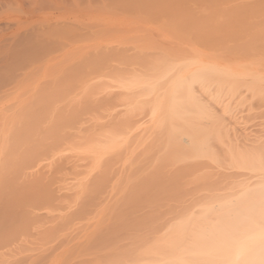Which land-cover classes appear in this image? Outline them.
Listing matches in <instances>:
<instances>
[{"label":"bare ground","instance_id":"obj_1","mask_svg":"<svg viewBox=\"0 0 264 264\" xmlns=\"http://www.w3.org/2000/svg\"><path fill=\"white\" fill-rule=\"evenodd\" d=\"M43 1L0 140L50 264H264V0Z\"/></svg>","mask_w":264,"mask_h":264},{"label":"rangeland","instance_id":"obj_2","mask_svg":"<svg viewBox=\"0 0 264 264\" xmlns=\"http://www.w3.org/2000/svg\"><path fill=\"white\" fill-rule=\"evenodd\" d=\"M39 1L1 0L0 64L6 58L8 49L28 32L31 24L37 23L45 17L50 18L52 14L56 13L55 9L53 12L51 11V7H49L51 5L48 2L41 0L42 3H40ZM45 2L46 5L49 4L46 6L47 8L44 7ZM22 72V69L17 70L18 75H21ZM10 90L11 84L8 82L2 85L1 92L4 94L9 93ZM7 142L0 140V145L3 144L0 147V264H50L49 259L52 256L51 254L47 256L44 251L46 248H43L49 243L44 244L40 232L43 221L40 219H31L30 221L26 214V206L21 201H13L9 196L12 194L11 188L14 189L12 187L14 184L8 177L9 151ZM40 224L42 225L40 226ZM52 244L50 243V246Z\"/></svg>","mask_w":264,"mask_h":264}]
</instances>
